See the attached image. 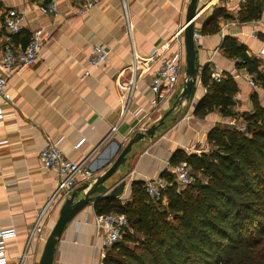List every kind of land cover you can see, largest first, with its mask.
Returning <instances> with one entry per match:
<instances>
[{
	"label": "crops",
	"instance_id": "0c3cea01",
	"mask_svg": "<svg viewBox=\"0 0 264 264\" xmlns=\"http://www.w3.org/2000/svg\"><path fill=\"white\" fill-rule=\"evenodd\" d=\"M89 1L54 0L58 14L49 15L39 8L50 0H0V19L7 10L19 11L25 17L24 31L11 39L0 22V50L7 41L15 47L25 46L28 30L42 29L47 36L34 64L7 80L11 105L3 108L0 120V227L14 229L15 237L5 243L6 264H38L62 204L44 222L38 239H29L37 214L56 184L54 172L42 167L40 151L49 142L59 141L60 150L69 160H85L94 175L108 169L137 124L130 112H123L120 102L119 84L129 77L125 69L133 54L145 58L154 47L161 46L168 48L164 56L176 51L177 45L170 39L185 25L190 0H96L86 13H77ZM257 4L261 6L260 17L242 22L240 13L246 0H198L194 21V32L200 35L199 30L215 10L225 11L226 17L217 22L218 31L200 35L196 41L195 63L196 68L208 66L223 78L232 73L238 87L233 100L239 116L253 112L254 98L264 107V90L248 85L247 79L253 77L236 68L238 60L226 56L221 44L224 37L233 38L245 47L247 56L259 61V70L264 73V54L260 52L264 46V0ZM127 20L132 26L129 32ZM93 46L104 47L108 56L84 77ZM157 66L153 64L152 70ZM183 78L184 75L169 100L154 111L150 105L153 95L148 86L149 74L139 80L132 107L151 111L139 128L144 130L158 123L181 92ZM204 94L196 82L189 102L165 120L155 137L133 146L123 172L115 173L106 184L111 189L125 181L121 195L114 199L125 204L130 200L133 182L160 178L176 151L199 154L209 150L207 133L215 125H227L229 119H224L217 109L205 117L195 116V106ZM242 123L240 118L236 120L237 125ZM116 125L117 130L111 133ZM83 184L79 181L76 188ZM81 197L82 194L78 196ZM95 202L66 225L56 245L53 264H101L103 235L95 226Z\"/></svg>",
	"mask_w": 264,
	"mask_h": 264
},
{
	"label": "trees",
	"instance_id": "16d2710c",
	"mask_svg": "<svg viewBox=\"0 0 264 264\" xmlns=\"http://www.w3.org/2000/svg\"><path fill=\"white\" fill-rule=\"evenodd\" d=\"M258 1L246 0L242 22L260 17ZM225 17L223 9L215 10L200 35L216 33ZM221 49L264 87L259 61L247 56L244 46L224 37ZM211 73L208 66L201 70L206 91L194 115L217 109L224 119L240 118L244 130L215 125L206 135L207 152L173 154L171 166L185 163L200 178L193 185L178 191L173 175L164 171L160 178L167 187L159 199L136 181L125 204L110 197L97 200V216L120 214L127 220L121 240L106 249L101 264H264V107L254 98L253 112L237 115L236 81L226 75L215 82Z\"/></svg>",
	"mask_w": 264,
	"mask_h": 264
},
{
	"label": "built area",
	"instance_id": "2783aa9c",
	"mask_svg": "<svg viewBox=\"0 0 264 264\" xmlns=\"http://www.w3.org/2000/svg\"><path fill=\"white\" fill-rule=\"evenodd\" d=\"M96 0H91L77 10V13L83 14L91 9ZM39 11L43 14L57 15L54 0L46 5H42ZM24 14L7 10L1 16V27L9 39L18 36L24 31L23 21ZM132 26L127 20L128 32ZM185 25L179 28L171 37L170 42L177 45V49L170 56H164V52L168 50L167 46L159 48L154 47L145 58H138L133 54L132 62L126 67L129 73L127 80L119 84L118 91L123 112H130L136 119V126L131 131L134 134L143 130L139 128L140 124L151 114V111L145 112L142 108H133V97L137 90L138 82L141 78L149 74L148 86L153 95L150 101L152 111L169 100L173 88L180 83L184 75V48L182 43V35ZM28 41L22 48L15 47L12 42L7 41L0 50V120L4 116V107L11 105V98L7 91V80L15 72L34 64L38 59L40 51L47 36L42 29L28 30ZM194 40L198 41L200 35L194 32ZM108 50L102 46H93L87 57L88 69L84 72V77L91 75L93 69L102 65L108 56ZM264 54V46L261 49ZM242 62V61H239ZM157 63V68L152 70L153 64ZM203 67L197 68L196 82L201 84L200 74ZM232 76V73L230 74ZM223 78L220 73H211V79L219 82ZM248 85L252 88L264 90V87L254 81L253 78L247 79ZM204 92L205 88L202 86ZM228 126L243 130L234 120H228ZM117 130V125L111 128V133ZM39 159L42 167L46 170L53 171L56 178V184L52 196L45 203L43 208L38 212L34 225L29 232V239L33 240L41 235L44 222L56 211L57 206L67 199L72 191L76 188L79 181L87 183L93 178V173L87 166L86 161L75 163L69 160L59 148V141L49 142L39 153ZM165 172L170 173L174 177L177 187L184 188L193 185L199 177H196L191 169L185 164L180 163L171 166L169 163L165 166ZM145 191L148 196L159 199L162 192L167 187V183L162 178L147 180L144 182ZM95 226L97 232L103 235V245L101 248V257H104L105 251L111 245L121 240L124 228L127 226V220L120 214H109L95 216ZM15 237L14 229H2L0 227V264H6V247L7 240Z\"/></svg>",
	"mask_w": 264,
	"mask_h": 264
},
{
	"label": "water",
	"instance_id": "95a60500",
	"mask_svg": "<svg viewBox=\"0 0 264 264\" xmlns=\"http://www.w3.org/2000/svg\"><path fill=\"white\" fill-rule=\"evenodd\" d=\"M197 9L198 0H190L186 9L185 28L182 35L185 54V69L181 92L176 97L171 107L162 115L157 124H154L147 129L137 131L133 134L126 145L121 148V151L119 152L116 159L111 165H109L108 169L104 173L101 175L93 174V178L90 182L84 183L83 185L75 188L70 196L63 201L59 208L57 219L44 242L38 264H53L56 245L60 240L64 228L88 204L93 203L103 197L117 198L121 195L126 184L125 181H121L113 188L108 189L106 185L108 180L115 173L123 172L127 157L134 145L144 139L154 138L158 129L164 125L165 120L184 103L189 102L195 88L197 77L195 59L196 47H198V45L193 37L195 31L194 21L197 14ZM96 170L97 169L93 171ZM80 194H82V197L78 198Z\"/></svg>",
	"mask_w": 264,
	"mask_h": 264
},
{
	"label": "rangeland",
	"instance_id": "374dc122",
	"mask_svg": "<svg viewBox=\"0 0 264 264\" xmlns=\"http://www.w3.org/2000/svg\"><path fill=\"white\" fill-rule=\"evenodd\" d=\"M253 79H254V78H253ZM254 81L257 83V81H256L255 79H254ZM251 88H252V87H251ZM253 89H256V88H253ZM240 126H241L242 128H245L243 123L240 124ZM243 130H244V129H243ZM177 188H178V191L183 189V188H181V187H180V188L177 187Z\"/></svg>",
	"mask_w": 264,
	"mask_h": 264
}]
</instances>
